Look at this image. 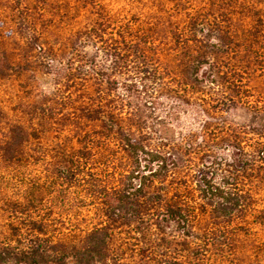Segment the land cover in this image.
I'll return each mask as SVG.
<instances>
[{
  "label": "rangeland",
  "instance_id": "374dc122",
  "mask_svg": "<svg viewBox=\"0 0 264 264\" xmlns=\"http://www.w3.org/2000/svg\"><path fill=\"white\" fill-rule=\"evenodd\" d=\"M131 31L147 37L154 56L116 66L115 48L125 52ZM197 47L213 50L191 83L186 63ZM172 89L184 98L161 94ZM134 97H158L151 106L187 148L176 179L148 186L145 210L161 208L160 195L183 179L195 187L205 149L206 163L223 168L215 181L229 175L223 185L240 192L232 218L191 190L186 240V228L167 221L139 228L115 215L110 224L99 188L118 181L127 159L104 115L122 113L114 119L126 127ZM262 116L264 0H0V264H14L37 237L72 246L105 224L114 233L111 264H264ZM148 144L167 148L157 138ZM58 146L70 152L67 170L56 168Z\"/></svg>",
  "mask_w": 264,
  "mask_h": 264
},
{
  "label": "trees",
  "instance_id": "16d2710c",
  "mask_svg": "<svg viewBox=\"0 0 264 264\" xmlns=\"http://www.w3.org/2000/svg\"><path fill=\"white\" fill-rule=\"evenodd\" d=\"M151 31H153V27L149 25L147 33L151 34ZM131 33L130 44L126 45L124 53L120 51L118 44L115 48L113 55L116 66H121L129 57L134 58V62H144L147 57L154 56L155 51L150 47L144 46L147 37L145 36L142 39L138 32L133 33L131 31ZM88 34L87 36H89ZM119 42L127 41L122 37ZM142 42L143 45L141 44ZM193 50L194 54H192L191 58H188L186 63L189 69L186 74H189L191 83H196L199 81L198 72L200 68L203 64L209 63L207 51H212L213 49L206 50V48L197 47ZM186 76L184 77L185 79ZM161 92L163 95L169 94V96L179 99L183 97V94L177 89L169 90L167 93H164L163 90ZM154 100H158V97H155V99H140L139 97L129 99V114L124 119H127L128 123H130L126 124V127H122L118 122V120H123L122 113H117V111L113 113L111 110L110 113L104 112V114L108 113V115H104V122H108V129H113V126L116 125L117 131L121 133L118 153L125 154L127 159L125 164L127 166L118 172L119 179L115 184L109 183L110 187L101 185L99 191L101 197H103L106 213L111 219L112 223L110 222V224L114 225L113 217L115 215L120 217L122 224L134 223L139 228L148 227L150 224L163 228L164 222L167 221L171 225H175L174 227L177 230L186 228L182 233L184 236L181 238L186 240L189 232L188 228L192 222L191 219L196 215L195 206L185 199L186 192L189 191L190 193L191 190L198 191L200 198L205 200L204 203H209L212 206L211 210L214 214L218 213L220 215L217 214V216H226L227 218H232L233 214L240 210V192L234 190L235 186L232 183L227 186L223 185L224 183H229V175L225 177V181H222L223 184L215 181L216 172L220 168H216V166L210 167L206 163L205 156L212 155L210 154L211 150L208 152L204 149L203 153L205 154L201 156L202 163L195 168V187L192 184L188 187L186 184L187 180L183 179L184 183L180 185L179 189L175 188L172 194L164 193L160 195L165 197L164 200L161 199L159 201L161 208L158 207L159 209L154 211L148 210L149 208L145 210L143 202L146 201L143 198L148 186L155 180H165L169 173L173 174L171 175L172 179H176L178 169L184 163L183 155H185L187 149L181 143H176V130L173 123L160 117L155 111L156 106H151L155 102ZM114 116L118 120L114 119ZM263 119V116L260 117V122ZM86 133L87 135H83V137L87 136V139L91 140L90 132L87 131ZM154 138L165 141L167 148L160 150L159 148L148 146V143ZM76 139L80 142L82 137L78 135ZM190 147L193 146L190 145ZM75 152L79 153L77 150ZM69 155L70 152L61 146L54 150L56 162L61 165V167L57 165V170L61 168L67 170V166L62 164L66 160L69 161ZM142 160L145 162L143 165L141 163ZM154 165L155 167H153ZM222 169H220V172H223ZM136 180L138 182H135ZM172 182L171 180L170 184ZM166 186L168 187L167 184ZM165 190L167 191V189ZM205 204L201 203V206ZM108 225L105 224L102 227L93 228L87 233L88 237L84 242L72 246L56 245L55 242H45L40 237H37L27 251L20 252V254L22 253L19 257L20 259L15 261L14 264L62 263L66 259H72L80 264H111L117 258L112 257L110 253L111 250L108 243L114 233L108 229ZM98 232L101 233L100 236Z\"/></svg>",
  "mask_w": 264,
  "mask_h": 264
}]
</instances>
